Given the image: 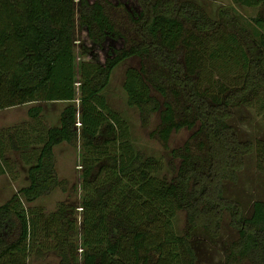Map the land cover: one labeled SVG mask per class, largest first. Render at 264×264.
<instances>
[{
	"label": "trees",
	"instance_id": "trees-1",
	"mask_svg": "<svg viewBox=\"0 0 264 264\" xmlns=\"http://www.w3.org/2000/svg\"><path fill=\"white\" fill-rule=\"evenodd\" d=\"M236 2L260 7L252 31L240 26L232 12L214 19L194 0H0V109L69 102L46 134L7 132L14 149L26 152L29 166L28 184L0 205V264H28L34 250L43 259L53 252L59 258L54 264H79L76 208L62 203L43 216L24 204L59 187L66 190L55 149L79 141L85 148L83 264H197L194 232L203 227L219 238L227 213L238 231L227 259L264 264V200H256L246 215L224 188L226 180L238 179L245 156L256 148L231 123L234 109L264 90V0ZM111 7L124 10L136 36L113 20ZM221 26L242 38L246 71L242 83L213 93L204 83L198 45L207 48L205 39L219 34ZM216 41L217 50L231 49L220 37ZM96 48L104 50V61ZM132 57H140L142 65L127 71L128 102L138 107L144 124L160 113L153 134L168 146L173 132L198 126L191 140L173 149L179 166L172 159L177 172L171 179L160 176V159L136 148L129 122L103 94L115 68ZM43 112L36 105L29 115L38 121ZM6 139L0 134V158ZM180 210L186 212L183 234L174 226ZM155 226H163L164 235Z\"/></svg>",
	"mask_w": 264,
	"mask_h": 264
},
{
	"label": "rangeland",
	"instance_id": "rangeland-1",
	"mask_svg": "<svg viewBox=\"0 0 264 264\" xmlns=\"http://www.w3.org/2000/svg\"><path fill=\"white\" fill-rule=\"evenodd\" d=\"M155 2L156 0H151ZM202 5L211 17L220 18L223 11L232 12L238 24L248 31L253 30L254 19L261 11L260 7H251L236 0H194ZM113 20L122 22L121 27L130 37H134L135 28L125 16L124 10L121 8H110ZM127 30V31H126ZM83 35V34H82ZM217 37L230 44L231 49L223 51L217 50ZM205 39L207 48L198 45L199 57L202 60V76L204 83L212 86L213 93H218L223 86L230 87L234 84L242 83V77L245 73L244 53L246 48L242 38L236 34L235 30L227 27L220 28L219 34ZM195 40V39H194ZM87 45H91L86 42ZM209 43V44H208ZM76 51V104L79 109L78 123L81 125L80 118V98H81V50L80 42L75 45ZM101 61H104L106 55L104 50L95 49ZM142 59L140 57H132L125 60L115 68L111 75L109 85L104 91L108 102L112 108L118 111L127 119L132 130L133 142L139 150L148 156H155L162 162L161 177L171 179L176 170L172 169L171 161L175 162L176 168L179 166V159L173 158L172 151L175 148L183 147L187 141L191 140L193 133L198 129L183 128L173 132L168 146L154 135V131L158 128L161 118L160 113L153 114L150 122L144 124L138 107L132 106L128 102V93L124 84L127 78V71L131 67L140 68ZM264 66V56H263ZM222 87V88H223ZM155 92V91H154ZM156 93V92H155ZM69 102L63 101H34L9 108L0 109V134L6 136V147L0 158L2 171L0 172V205L8 201L16 192L28 184L27 168L29 164L22 150H16L9 141V132L13 136H18L22 129H31L33 133L46 134L48 128L57 123L59 115L63 108ZM35 105H42L44 112L37 120L29 115V110ZM231 123L238 129L240 135L245 140H252L256 148L245 156L244 168L239 172L236 181H225V195L239 202L246 213L251 214L253 204L256 200H264V90L258 94L252 95L243 102L239 107L234 109V117ZM35 129V131H33ZM17 131H19L17 133ZM8 132V133H7ZM195 146L196 140H193ZM57 158V173L60 180L65 181L66 190L57 188L48 196L39 198L34 202L24 201L25 207L28 208L33 215L39 213L49 215L56 212L62 203L72 204L76 208L77 233L76 242L78 245V262L83 264L85 245L84 241V224H83V199L86 196V190L83 187L82 175L84 171L83 156L85 148L79 141L75 145L63 143L55 149ZM175 229L179 234H183L186 227V212L180 210L175 218ZM154 229L161 228V234L164 235L165 228L163 226L152 227ZM155 231V230H153ZM238 235L237 229L230 224V217L227 213L223 221L222 233L219 238H213L205 228H198L193 235L192 243L197 254V264H253L248 259L238 260L235 262L227 259L226 251L229 242L234 240ZM59 258L51 252L46 259L38 258L35 250L31 252L28 264H54Z\"/></svg>",
	"mask_w": 264,
	"mask_h": 264
},
{
	"label": "crops",
	"instance_id": "crops-1",
	"mask_svg": "<svg viewBox=\"0 0 264 264\" xmlns=\"http://www.w3.org/2000/svg\"><path fill=\"white\" fill-rule=\"evenodd\" d=\"M29 103H33V102H29ZM27 104V103H26ZM36 106V105H35Z\"/></svg>",
	"mask_w": 264,
	"mask_h": 264
}]
</instances>
